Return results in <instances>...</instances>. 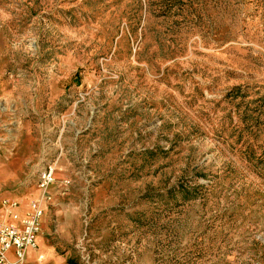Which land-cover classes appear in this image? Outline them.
<instances>
[{
    "label": "rangeland",
    "instance_id": "rangeland-1",
    "mask_svg": "<svg viewBox=\"0 0 264 264\" xmlns=\"http://www.w3.org/2000/svg\"><path fill=\"white\" fill-rule=\"evenodd\" d=\"M49 164L77 264H264V0H0V199Z\"/></svg>",
    "mask_w": 264,
    "mask_h": 264
},
{
    "label": "built area",
    "instance_id": "built-area-1",
    "mask_svg": "<svg viewBox=\"0 0 264 264\" xmlns=\"http://www.w3.org/2000/svg\"><path fill=\"white\" fill-rule=\"evenodd\" d=\"M55 166L49 164L42 169L36 182L40 197L29 202L23 214L16 201H4L9 221L0 223V264H6L7 255L13 251L18 261H23L27 250L36 248L37 236L48 200L46 190L54 181Z\"/></svg>",
    "mask_w": 264,
    "mask_h": 264
},
{
    "label": "crops",
    "instance_id": "crops-1",
    "mask_svg": "<svg viewBox=\"0 0 264 264\" xmlns=\"http://www.w3.org/2000/svg\"><path fill=\"white\" fill-rule=\"evenodd\" d=\"M40 193L28 191L26 188L21 190L15 199H0V223L3 221H9L7 217V210L3 206L4 201H16L19 204V211L21 214L25 212L28 204L31 200L40 197ZM56 231L51 230L49 220L45 214V204H44V214L40 224V230L37 236L36 248L27 250L25 259L23 261H18L13 251H10L7 255L6 264H77L74 260V256L71 250L67 249L61 243V236H57Z\"/></svg>",
    "mask_w": 264,
    "mask_h": 264
}]
</instances>
